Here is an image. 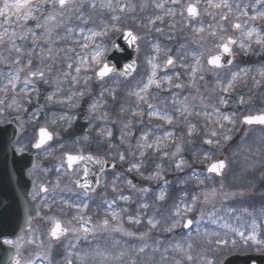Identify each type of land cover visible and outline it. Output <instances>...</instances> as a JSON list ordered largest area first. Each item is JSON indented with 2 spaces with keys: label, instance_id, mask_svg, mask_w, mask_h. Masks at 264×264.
<instances>
[{
  "label": "rangeland",
  "instance_id": "obj_1",
  "mask_svg": "<svg viewBox=\"0 0 264 264\" xmlns=\"http://www.w3.org/2000/svg\"><path fill=\"white\" fill-rule=\"evenodd\" d=\"M135 1L136 0H111V7H109V0H79L68 5L63 10L59 9L58 5L55 9L52 8L51 5H48L43 10V15H41V13H37L38 19L27 21L23 27H17L15 22H13L11 25L3 24V26L0 27V34H2L5 29H7L9 35L4 36L3 41L0 42V78L4 75H9L12 72H15L14 76H19V80L16 82H21L22 86L24 87L28 85L24 84V81L27 78L31 80V83H29V87L31 88H36V86H40L44 81H46V86L52 88L53 91L60 90L59 88L65 89L68 82L67 78L71 75L65 76L67 71L64 70L62 77L60 74V69H65L66 63L65 65H61L60 62H57L56 58H59L61 54H71L72 47L69 46L68 49L67 40L61 37V35L63 36L62 33L68 32V30L71 32L75 27L78 29V25L80 24V34L87 35L91 32L89 25L96 23L97 18L102 20L105 16L104 12H108L109 14L110 12L117 11L119 10V4L124 3L127 5L125 19L129 22L127 18V12H131L136 8L137 5L135 4ZM141 2L144 6V9L146 10V0H141ZM0 3H2V0H0ZM253 4L254 13H248L247 16L243 15L247 9L242 12L237 11L235 7H224L221 2L216 0H213L210 4L205 5L203 9L201 8V12H204L206 17H209L215 13L219 16V18H221L223 14H227L232 16L230 21H232L233 24H241V31L238 32L239 29H235L236 32L232 33L231 36V38H234L237 43L234 48L235 60L230 68L216 71L210 69L207 65L208 58L219 53L220 47L218 46L224 44L221 35L219 36L218 43L216 44H212L209 41L204 42V39L199 40L194 37L191 38L192 44L196 45L195 48L199 49L200 51L202 50L200 56L197 57L195 61H193L191 66L188 65L191 62L190 60L178 59L182 56L178 57L173 65L174 68L187 67L188 65V67L191 68L188 69V71L191 73H186L185 75L187 76L185 77L180 75L178 77V82H169L167 79L158 82L154 80L156 75L152 77L155 81L153 84L158 85L154 86L155 88H158L159 86L163 87L164 84H167L166 89H171L174 95V97L170 99V103L168 102L167 104L164 103L159 106H154L155 116H159L161 118L165 116L170 117L171 124L173 123L177 130H181L182 125H185V128L193 130L195 129L196 131L204 129L209 137L213 138L217 142L215 146L218 148L217 156H219L226 147L231 145L237 135L242 134L241 141L238 143V145L233 147V150L230 153H227L225 156V160L228 164V170L221 180L204 174L201 176L202 181L185 180L180 182L181 177L179 176L180 183H177V179H171L166 185L157 189V191H152L151 188H144L143 191H136L135 195L144 196L142 201H148L145 211L146 213L149 210L151 211L153 223L155 224L154 228L156 231L164 228L160 234H166L169 237L171 251L170 258L174 259V262L171 261V264H177V261H179L180 264H206L207 259L214 260L215 264H221L227 257L236 254L248 253L249 251H254L256 253L264 252V245H255L250 242L247 246H245L240 240L239 236L232 231V229L235 228L244 231L245 234L248 235L253 231L252 225L253 221H255V231L258 234V238L264 240V232L261 230V228L264 227V222H261L257 217L251 215V212H247L246 209L240 208V205L235 207L237 202L244 204V202L250 198L251 204L254 202H261L263 206L261 207L260 212H264V200H258L260 199L259 197L264 199V190H259V188L264 187V140L254 139H264V132L263 130H244L241 124L242 118L247 114H253L252 111L256 109V107L251 109L256 98L255 95H253V92L256 94L259 92L260 95L264 96V87H260L264 84V67L257 66L253 68L247 67L240 69L237 63L242 53L246 55H255L256 57L264 55V43H255V35L251 41L246 38V30L252 27H255L258 33L264 36V19H250L251 16L257 15L259 12L257 9L259 7H263L261 12L264 11L263 1L261 0V2L258 3L257 0H253ZM93 5H95V7L98 5L101 11L98 12L96 9V14L91 16L90 19L88 16H86L85 20V9H95ZM216 5H220V7H216ZM199 6H201V4H199ZM231 10H236V12L232 13L230 12ZM50 12L57 13L58 26L53 28L51 32L46 31L44 28H37L36 24L38 22L42 23L43 17L48 15ZM61 12L63 13L62 15H60ZM76 15L78 17L77 19L75 18ZM126 26H128V24H126ZM49 27H51V24H49ZM229 28L234 29L231 26ZM28 29H31V32H29ZM220 29H222L221 26ZM13 30L17 33V36L15 38H10L11 32ZM32 32L36 34L35 37H33ZM21 35H23V38H20ZM116 35H114V37ZM107 36L104 40L107 42V45H109L113 36ZM13 39L15 47L21 49L20 52H17L13 47ZM76 42L78 46L79 40ZM240 42L250 46L241 49L239 46ZM83 44L87 45L88 47L86 39H83ZM107 45H104V48L102 47L100 64H96L92 60L93 55L97 51H90L92 44L90 47H88L89 49L85 47L84 51H86L87 55L86 66H89V63L92 65L95 64V66L93 69L89 70L90 72H88V70L86 71L88 76L86 77L87 80L84 83V86L86 91L88 89L90 91V87L106 86V89L109 88V91L113 90L117 97L120 95L118 93L119 88L111 87V83L116 82V78H110L101 84L95 83V73L101 67L103 60L106 57L109 47ZM143 46L145 47V45ZM144 47L141 46L140 56L144 55L148 63L149 57L146 56ZM36 56L40 57L35 58ZM25 59L27 60V63H23ZM17 60H19V63L15 62ZM64 60L66 61V59ZM142 60L143 58L141 59V62ZM29 61H31L30 65ZM166 61L167 58L156 57V64L154 65H156V68H165ZM182 61L190 62L187 65L184 64L182 66ZM46 62L56 63L58 65V71L55 69L53 70L52 68L50 70H46V68L43 70L41 67L44 66H41L39 69L33 68L35 63L41 65L42 63ZM152 69L153 66H150L147 69L146 67H141L138 64V71L135 76H137V74L145 75V72H149L151 70L149 75L150 77L152 75ZM41 71L44 73L43 79H41L39 76H35L33 79L29 77L30 72L38 73ZM83 77L84 75H81L80 73L78 74V83L79 79ZM140 81L141 80L138 79L136 83H140ZM160 83L163 84L160 85ZM177 84H179L180 87H176ZM76 89L80 90L81 85H78ZM136 89L137 86L133 87L134 92L136 91L135 93L140 94ZM129 90H131V87ZM147 90V92H149L150 87ZM88 92H86L87 95ZM33 94H35L36 97L38 95L36 92H30V89H28L26 94L22 93L20 99H13L8 102H12V106H15L13 107L15 110L24 109L25 103H23V100L26 99L30 101L33 99ZM108 94H110V92ZM130 94V92L126 94L123 100L121 97H119L120 101L117 99L115 100L116 104L118 103L117 105L121 106V109L124 110L125 114L128 113L127 111H133V105L138 103V100L142 101L145 99H139L140 95L136 94L139 96V98L134 100L133 97H130ZM74 98L76 99L75 96ZM221 100L226 101V103H221ZM0 101L3 100L0 99ZM6 103V101L0 103V108L4 110ZM94 105L96 104H92L88 108V130L91 133L96 131L93 133V137L107 140L113 135V126H115L116 123H108L110 120L109 116L106 114H100L99 108ZM221 108L224 110L230 108L231 112H227V114L225 112H220ZM1 109L0 120L4 121V119L7 118V113L3 114ZM216 110H218L219 115H221L220 117H217ZM262 111H264V107L261 108L259 112ZM140 112L141 110L139 113ZM179 115L183 116L181 121H177V118L174 119L175 116L177 117ZM225 115L229 117L231 122L224 120ZM118 123L119 124H116V126L120 127V129L123 127L121 132L127 136V138H122V142L124 145L130 147L128 150L130 156L129 158H132L133 162H135L134 165H137L133 171L139 172L141 163L137 152L140 149H143L142 156L145 157L146 154H144V152L150 150L149 145L151 146V144H153V142L156 140H153V135L151 133L149 134L148 132H146V134L148 133L147 137H131L127 132H131V123L126 124V122L123 121L121 124L120 119ZM155 125L159 126L158 123ZM221 125H223V127H221ZM60 130L62 129L59 127L57 131L59 132ZM64 130H67L66 126ZM156 130L159 131L160 129L156 127ZM213 131L217 133L216 136L211 135ZM193 133L194 131H192V134L188 135H184L182 133V135L177 138H175V134H169L167 135V141H164L157 136L156 143H159L163 146H170L173 142H176V151H171V153H167L165 155V160L167 161L168 165L166 163L165 164L166 167H168L167 170L169 171V174L172 173V166L174 164H181V166H186L185 168L188 167L187 164H182V155L183 151H185V147L188 144L187 139L189 138L190 140V138L194 137ZM158 149L163 148H157L155 153L159 152ZM122 163L124 162L122 161ZM206 166H208V164ZM137 176L140 180H152L153 182H159L164 177L163 175H159L158 177H154L157 179H149L139 175ZM258 186L259 188H257ZM144 202H141L140 204L143 205ZM105 205H103L102 202L99 203L100 208L102 206L104 207ZM166 206L169 209H167ZM246 207H250V205L247 204ZM188 208L191 210H187ZM165 209L170 210V212L166 213ZM86 211H88L87 208ZM52 217L53 214L47 216L41 222V224H38L32 228L30 232L31 237H35L38 233L42 236V239H39V242L33 240L32 243L29 244V248L33 246L37 247V249L33 252L27 247L23 248L31 252L30 255L25 256V259L31 260L32 258L40 257V264H65L69 261L73 264H98L99 260L96 261L95 259L93 260H95L97 263L88 262L86 245L83 244V241H81L78 237L81 235L78 234L80 232L78 227L75 228L78 231H68L67 236H65L58 243H55L52 240L50 237V231L54 226V220H56V217L53 218V220ZM186 218H190L194 222V227L190 231L182 232L181 226L183 220ZM115 222L117 221L112 220L111 223L107 225L109 226L107 232H111L112 235L115 233V228H121L120 223L115 224ZM84 225L85 227L89 226L87 223H84ZM225 225H228L229 227H225ZM102 226H104V221L98 222L94 225L96 228L94 231L99 234L101 232H105V229L104 231L102 230L104 227L101 229ZM65 227L69 228L67 226ZM99 227L100 229H97ZM122 227H125V225L122 224ZM125 232L126 231L123 229V233ZM180 232H182V234H180ZM217 237H227L229 240L236 239L237 244L235 247L229 246L215 250L216 246L214 244H209V241H214ZM98 241L100 242V240ZM177 245L180 247L178 248ZM189 245H191L190 248ZM96 247H98V244L95 245L94 243L92 248L101 252V249H96ZM56 249H59V251ZM188 255L192 256L193 259L191 261L187 260L186 257ZM25 264H27V262H25ZM99 264L107 263L102 262L101 260Z\"/></svg>",
  "mask_w": 264,
  "mask_h": 264
},
{
  "label": "flooded vegetation",
  "instance_id": "obj_2",
  "mask_svg": "<svg viewBox=\"0 0 264 264\" xmlns=\"http://www.w3.org/2000/svg\"><path fill=\"white\" fill-rule=\"evenodd\" d=\"M155 5H161L166 8H172L173 5L177 9V5L171 3L164 4L160 0H154ZM200 2H205L207 5L208 0H199ZM171 4V5H170ZM212 14L211 16H213ZM226 21V19L224 20ZM205 41L213 43L218 39L219 36V25L216 17L203 18L195 26L194 36H198ZM69 93V90H68ZM33 114L30 109L25 108L22 113V118L27 129H34ZM64 123L55 120L53 125V130L56 135L54 142L51 146L36 152V158L42 162L43 167L40 170L31 173L33 180L32 188V199L36 201L43 213V217L39 220H34L32 225L34 227L41 224L43 219L47 217L46 215H52L53 218L69 228L74 227V222H83L89 224L88 228L91 230L87 234H83L88 243H94L98 240H103L104 238L115 239L117 242L108 243L109 253L107 255L106 249H102L100 252L102 262L107 264H169L171 263V253H170V240L166 239L165 235L160 234V232L154 233L153 224L149 221H153L148 215H145L146 211L143 210L144 205L139 206L140 196L135 195L138 187L136 183L134 186L128 184L130 188V203L132 208L136 210H131L130 215V227L124 228L128 231L127 235L123 236L122 232L120 235L114 236L111 232L107 233L108 226H102L101 229L104 233H96L94 229L95 224H97V219L101 221L108 220V225L111 223V218L108 212H90V208L93 206V200L102 201L103 205L108 203H116L120 205L117 208L116 213L118 223H122L127 220H121L122 215L126 212L121 209L122 201V191H123V168L121 166L117 170H105L98 177V187L93 194L86 193V188L77 185L76 181H80L81 184H86V179L89 180L94 177L95 169H87V175L85 176L86 161L75 162L72 168L69 169L67 162L64 161V157L67 154L72 155H92L96 158L103 159L107 162H115L119 164L121 162V156H123V147L118 140L121 137L115 136L114 140L107 141V145H101L99 142L93 143L94 146L89 148L86 152V131L75 138L70 137V131L64 130ZM61 128L59 132L58 128ZM31 131L29 132V134ZM118 134V133H117ZM60 135V136H59ZM35 133V138H36ZM30 138V141L26 145V148L22 143L17 144L16 149L20 152L24 151L28 153L30 150L28 145L34 144L35 139ZM32 139V140H31ZM46 189L42 191L41 189ZM91 189V186H89ZM134 188V189H133ZM114 199V200H113ZM113 200V201H112ZM120 203V204H118ZM86 207L88 208V219L86 220ZM109 207V205L107 206ZM120 210V211H119ZM98 215V217H94ZM110 221V222H109ZM138 221V222H137ZM126 224H129L126 222ZM32 227V228H34ZM97 229H100L97 228ZM117 229V228H116ZM119 228L115 231L121 230ZM32 230V229H31ZM100 231V230H99ZM31 232V231H30ZM30 232L23 239L13 240L11 243L12 248L15 250L16 255L20 258L22 253H25L26 249H23L27 245V241L32 243L33 240L38 241L41 239V235L37 233L35 237H31ZM154 233V235H153ZM129 235V236H128ZM114 236V237H113ZM22 239V240H21ZM17 245L19 248H17ZM37 249L36 246H33ZM143 249V251H141ZM19 253V254H18ZM122 254V255H121ZM16 260V259H15ZM100 260V261H101ZM21 264L22 263L21 261Z\"/></svg>",
  "mask_w": 264,
  "mask_h": 264
},
{
  "label": "snow or ice",
  "instance_id": "obj_3",
  "mask_svg": "<svg viewBox=\"0 0 264 264\" xmlns=\"http://www.w3.org/2000/svg\"><path fill=\"white\" fill-rule=\"evenodd\" d=\"M179 2H180V0H172L173 4H178ZM257 2L260 3L261 0H257ZM69 3H70V0H2V3H0V27H2L3 24L11 25V24H13V22H15L17 27H23L27 21L37 20L38 19L37 13H41V15H43V10L45 9L46 6L51 5L52 8L55 9L56 6L58 5L59 9L63 10L66 7V5H68ZM108 6L111 7V0H109ZM157 6L160 7L161 5H157ZM93 7H95V5H93ZM216 7H220V5H216ZM224 7H228L227 3L224 4ZM120 10L123 11L124 9L121 8ZM187 11L192 16L197 15V8L194 5H189L187 8ZM169 12H172V10L169 9ZM62 14L63 13L61 12L60 15H62ZM243 15L247 16L248 13L244 12ZM113 18L118 19V17H113ZM257 18L264 19V11L258 12L257 15L250 17L251 20H256ZM49 24H51V27H49ZM57 26H58V23H57V13L56 12H50L48 15L43 17L42 23L38 22L36 24L37 28H44L48 32H51L53 30V28H55ZM233 27L236 29H241V24H239V23L234 24ZM28 31L31 32V29H28ZM157 31H159V29H157ZM104 34H106V33H101V32H93L92 33L93 36H99V35H104ZM6 35H9L7 29H5L4 32L2 34H0V42L3 41V37ZM32 35H33V37H35L36 34L34 32H32ZM124 35L126 37L130 38L132 42H135L137 39V37L134 36L131 31L126 32ZM254 35H255V41H254L255 43H257V44L264 43V36L260 35L255 27H252V28L246 30V38L249 41H251L253 39ZM16 36H17V33L13 30L11 32L10 38H15ZM20 38H23V35H21ZM235 43H237V41H235L234 39L229 37L226 43H224L218 47H222L223 51L225 53H229L230 52L229 45L235 44ZM239 46L241 47V49H244L246 47H249L250 45H246L245 43L240 42ZM13 47L15 48V50L17 52L21 51L20 48L15 47L14 39H13ZM84 47H87V45H84ZM101 56H102V51L98 47L97 51L95 52V54L92 57V60L96 64H100L101 63V61H100ZM220 61H221V56L216 55V56H213L212 58H210L208 63L210 65L220 67V66H222ZM15 62L19 63V60L15 61ZM149 63L151 64L152 61L149 60ZM172 63H173V60L171 58H169L167 61V64L170 65ZM30 64H31V61H29V65ZM72 67H73L72 64H68L69 69H71ZM155 67H156V65L153 64V69H155ZM132 68H133V65H128L129 70H131ZM75 71H76V73H80V71H81L80 67H76ZM114 71H115L114 67H110L108 64L105 63L99 69V71L96 73V75L99 78H103V77L107 76L109 73L114 72ZM70 74L71 73H65V76L70 75ZM123 74L127 75L128 73L125 72ZM35 76H39L41 79H43L44 73L42 71L38 72V73L37 72H30L29 73V77H35ZM154 76H155V71L152 72V75L149 77L147 83L144 84L141 91L146 92L147 89L149 88V86H151L153 83H155V81L152 78ZM76 79H77L76 77H73L74 81H76ZM18 80H19L18 75L14 79L9 80V84L11 85V89L13 91L16 90V81H18ZM85 80H87V78H85ZM29 83H31V80L26 78L24 81V84L27 85ZM176 87H180V85L177 84ZM3 90L4 89H0V91H3ZM136 94L139 95L138 93H136ZM80 95H83V93H80ZM49 99H51V97H49ZM141 99H143V97H141ZM0 103H3V101H0ZM221 103H226V101L221 100ZM149 107H151V105H149ZM216 113H217V115H219L218 110H216ZM164 118L169 120V122L171 121L170 117L165 116ZM224 120L231 122L227 115L224 116ZM244 122L246 124H249V125H252V124L264 125V113L246 116V117H244ZM221 127H223V125H221ZM211 135L216 136L217 133L215 131H213L211 133ZM39 136H40L39 141L34 145V147H36V148H40L46 139H49V140L51 139V134L48 133L43 128L40 129ZM205 142L209 143V144L213 143L212 140H207ZM85 159H92V157L91 156L85 157L83 155H72V154L66 155L67 165H68L69 169L72 168L73 163L83 161ZM121 159L123 160L124 157L121 156ZM133 167H137V165H133ZM178 167H179V165H178ZM224 167H225L224 162L219 161V162L213 163L208 168V171L220 174L221 170ZM86 175H87V169H85V176ZM76 183L80 187H84V188L88 187L87 184H81L79 180L76 181ZM41 190L46 191V189H43V188ZM187 210L190 211L191 209L188 208ZM113 218L114 219L116 218L115 214L113 215ZM149 223L153 224V226H155L153 221L150 220ZM191 224H192V221L188 220L187 223H185L184 227L187 228ZM104 225H105V227H107V225H108L107 220L104 221ZM225 227H229V226L225 225ZM252 227H253V231L248 235H246L244 231H241L239 229L233 228L232 231L239 236L240 240L243 242V244L245 246H247L250 242L252 244H255V245H264V240L259 239L258 234L255 231V229H256L255 221H253ZM80 230H82V232L85 234H87L91 231L89 228L83 227V225H81ZM68 231H74L75 232L78 230L75 228H71V229L70 228H64V227H62L61 223L58 220H54V226L52 227V229L50 231V236L54 239H59L60 236L66 234ZM5 243H12V242L6 240ZM209 244H214L216 246L215 250H219L221 248H226L229 246L235 247L237 244V241H236V239L229 240L227 237H225V238L217 237L214 241L210 240ZM177 247L179 248L180 246L177 245ZM190 247H191V245H189V248ZM17 248H19L18 245H17ZM141 251H143V249H141ZM186 258L188 261H191L193 259L191 255H188ZM15 264H21V260L19 258H17L15 260ZM27 264H35V262L29 260V261H27ZM69 264H71L70 261H69ZM177 264H180V262L177 261ZM206 264H215V262L212 259H207Z\"/></svg>",
  "mask_w": 264,
  "mask_h": 264
},
{
  "label": "water",
  "instance_id": "obj_4",
  "mask_svg": "<svg viewBox=\"0 0 264 264\" xmlns=\"http://www.w3.org/2000/svg\"><path fill=\"white\" fill-rule=\"evenodd\" d=\"M124 34L110 48L105 63L110 67H114L115 71L109 73L107 76L118 73L122 77L129 78L135 71L136 41L132 42ZM229 61V56H225L221 57L220 63L229 64ZM128 65H133V68L129 70ZM125 72L128 74H123ZM243 124L245 127H264V125L259 124H246L244 120ZM23 132L24 130L18 118L13 119L6 127H0V241L6 237L19 235L28 225L29 221L34 216L39 215L36 206L29 201L30 182L27 179V173L30 169L40 167V164L28 157L18 158L12 149L13 142ZM50 141L46 139L42 146ZM93 161L97 160L86 159V164ZM108 167L111 168L113 165H109ZM225 167L221 170L220 174L209 172L208 169L207 172L222 176ZM0 250H2L1 246ZM251 262L264 264V257H234L228 259L224 264H251Z\"/></svg>",
  "mask_w": 264,
  "mask_h": 264
},
{
  "label": "trees",
  "instance_id": "obj_5",
  "mask_svg": "<svg viewBox=\"0 0 264 264\" xmlns=\"http://www.w3.org/2000/svg\"><path fill=\"white\" fill-rule=\"evenodd\" d=\"M97 41L99 42V39H98ZM246 62H248V61L246 60ZM248 63L250 64L251 62L249 61ZM260 63H264V58L261 59ZM210 155H211V154H204V153H203V154H202V158H203V160H201V162H205V161L210 157ZM257 188H259V186H258ZM259 190H264V187L259 188ZM261 192H262V191H261ZM259 198H260V199H258V200H260V201H263V200H264V199H262L261 197H259ZM257 203L263 205L261 202H257ZM253 210H254V209H253ZM253 210H252V211H253ZM256 213H257L258 216H260L258 211H257ZM260 221H261V222H264V212H263V215H262L261 218H260Z\"/></svg>",
  "mask_w": 264,
  "mask_h": 264
}]
</instances>
